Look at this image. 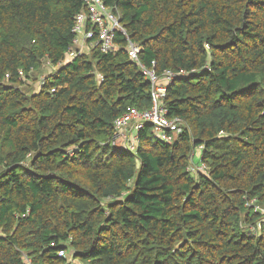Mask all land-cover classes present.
Instances as JSON below:
<instances>
[{"label": "trees", "instance_id": "trees-1", "mask_svg": "<svg viewBox=\"0 0 264 264\" xmlns=\"http://www.w3.org/2000/svg\"><path fill=\"white\" fill-rule=\"evenodd\" d=\"M106 3L148 68L188 72L166 97L184 132L165 143L147 124L134 155L107 144L152 104L124 37L50 70L83 1L0 0V264H264V214L246 206L264 208V0Z\"/></svg>", "mask_w": 264, "mask_h": 264}, {"label": "built area", "instance_id": "built-area-1", "mask_svg": "<svg viewBox=\"0 0 264 264\" xmlns=\"http://www.w3.org/2000/svg\"><path fill=\"white\" fill-rule=\"evenodd\" d=\"M82 1L86 10L75 16L74 43L67 51L65 59L57 65L49 63V69H58L68 61L95 48L105 53H116L121 49L118 37L122 35L126 42V52L129 59L139 67L150 82L152 104L143 111L134 108L128 109L117 117L113 122V133L106 143L134 155L137 153L140 143L139 131L147 124L151 125L152 135L155 139L165 143H174L184 132L186 123L181 117H169V110L166 105L167 88L175 78L184 76L188 72L184 70L175 72L168 69L158 74L154 69L148 68L140 59L143 47L131 40L128 32L121 24V15L117 7L108 5L106 0ZM98 76L99 80L102 81V75L99 74ZM44 80L45 78L41 77L39 83L44 82ZM202 149L203 146L201 145L191 154L188 171L194 176L208 174L209 167L202 160ZM74 150L75 148L70 150V155L74 153ZM126 193L124 192L123 195ZM246 206L261 210L264 214V208L261 209L256 204V199L247 200ZM60 255H65V253L61 252ZM24 258L29 261L27 256Z\"/></svg>", "mask_w": 264, "mask_h": 264}, {"label": "rangeland", "instance_id": "rangeland-1", "mask_svg": "<svg viewBox=\"0 0 264 264\" xmlns=\"http://www.w3.org/2000/svg\"><path fill=\"white\" fill-rule=\"evenodd\" d=\"M46 67H47V65H46ZM67 257H68L69 264H83L79 260L74 259V256H73L72 252L71 253L70 252L67 253Z\"/></svg>", "mask_w": 264, "mask_h": 264}, {"label": "crops", "instance_id": "crops-1", "mask_svg": "<svg viewBox=\"0 0 264 264\" xmlns=\"http://www.w3.org/2000/svg\"><path fill=\"white\" fill-rule=\"evenodd\" d=\"M49 63L47 64V68H49ZM38 88H39V85H38V83L35 85V91H37L38 90Z\"/></svg>", "mask_w": 264, "mask_h": 264}]
</instances>
